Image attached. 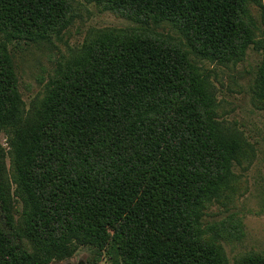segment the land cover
I'll return each mask as SVG.
<instances>
[{
	"label": "trees",
	"instance_id": "trees-1",
	"mask_svg": "<svg viewBox=\"0 0 264 264\" xmlns=\"http://www.w3.org/2000/svg\"><path fill=\"white\" fill-rule=\"evenodd\" d=\"M84 1L141 28L92 32L27 109L8 45L51 44L78 5L0 0V264H49L79 247L95 251L92 264H225L201 220L236 149L190 57L237 62L256 46L264 110L263 0ZM163 23L186 45L152 31Z\"/></svg>",
	"mask_w": 264,
	"mask_h": 264
},
{
	"label": "rangeland",
	"instance_id": "rangeland-1",
	"mask_svg": "<svg viewBox=\"0 0 264 264\" xmlns=\"http://www.w3.org/2000/svg\"><path fill=\"white\" fill-rule=\"evenodd\" d=\"M75 3L78 5L76 19L51 44L8 45L27 109L42 101L49 76L77 56L92 32L141 28L93 3L84 0H75ZM256 15L262 36L264 27L260 18H264V0L263 8ZM152 31L186 45L184 35L170 23L156 26ZM190 59L208 77L218 104L217 121L226 140L236 149L232 177L208 204L202 224L213 228L211 236H217L216 244L225 264H238L251 255L264 258V110L254 95L262 52L256 46H249L237 62L206 60L193 54ZM0 143L7 148L3 134ZM94 256L92 248L79 247L71 256L49 264H92ZM94 264L113 263L103 256Z\"/></svg>",
	"mask_w": 264,
	"mask_h": 264
}]
</instances>
